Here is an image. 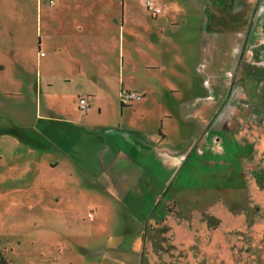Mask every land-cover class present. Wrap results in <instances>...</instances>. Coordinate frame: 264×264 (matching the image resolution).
Returning a JSON list of instances; mask_svg holds the SVG:
<instances>
[{"label":"rangeland","instance_id":"374dc122","mask_svg":"<svg viewBox=\"0 0 264 264\" xmlns=\"http://www.w3.org/2000/svg\"><path fill=\"white\" fill-rule=\"evenodd\" d=\"M56 1L0 0V21L9 16L0 29V248L12 264H41L44 247L56 250L58 264H69L73 250L87 264H264V0H171L200 13L203 3L214 14L219 7L213 20L206 13L216 22L215 83L198 71L203 54L192 59L200 17L184 8L168 26L187 27L179 32L192 72L169 61L124 79L91 76L82 89L81 77L62 76L73 63L46 26ZM134 6L151 17L143 3ZM151 48L142 42V55ZM140 83L147 93L122 107L121 88L143 92ZM89 89L97 100L81 110ZM70 118L77 124L63 122ZM45 125L52 149L43 161L46 150L24 135ZM77 125L81 143L70 132ZM115 184L120 201L105 189ZM119 184L129 187L125 197ZM141 211L147 244L137 249L140 220L129 217Z\"/></svg>","mask_w":264,"mask_h":264},{"label":"crops","instance_id":"0c3cea01","mask_svg":"<svg viewBox=\"0 0 264 264\" xmlns=\"http://www.w3.org/2000/svg\"><path fill=\"white\" fill-rule=\"evenodd\" d=\"M160 7H162L163 11L158 15H152L151 17L147 16L144 19L140 18L141 10L137 9L135 4L142 3L145 5L144 0H62L61 5L58 8L52 9V22L46 23L47 29L54 33L57 38V43L54 42V45L57 44L56 52L64 53L68 56V60L73 63V68H70V63L67 65V73L65 71L62 73V76H66V82L71 83L72 78L81 77V80L78 84V88H86L87 81L91 76L100 78V77H109L116 72H119L120 75L128 70L131 72H140L145 73L148 71L158 70L163 67H166L167 62L173 61L176 64V68L180 73H188L192 72L193 69L187 66L188 61V46L186 37L181 40L180 30H187L186 28H169L170 17L178 13L180 10L184 12V8L190 9L187 5L183 8L179 6L178 3L171 0H156ZM57 2V1H56ZM56 4V3H55ZM54 4V5H55ZM146 6V5H145ZM191 16L194 18L200 17L199 25L195 23L193 31L199 33V37L195 38V50L196 53L192 54V59L196 58L198 55H202L200 57V64L202 69H199V72H207L205 75L213 78L216 82V66L209 65V62L216 61V22L211 24L208 22V18L213 20L216 18V13L219 11V7L213 6L215 14L209 8L205 7V3L202 6V12L198 11V8L192 4H189ZM147 9V8H146ZM0 10L2 8L0 7ZM143 11H145L143 7ZM146 12V11H145ZM182 12V13H183ZM209 17L207 18V14ZM235 13V12H234ZM242 14V12H236ZM9 17V16H8ZM7 15L3 16V20L0 21V29H4V25L7 23L8 19ZM175 22V21H173ZM233 20L230 19L229 26L230 29L236 28L237 24L233 23ZM10 24V22H9ZM174 26V24H171ZM242 25H245L243 23ZM128 34V38H127ZM205 36V37H204ZM219 37V35L217 36ZM127 38V40H126ZM252 36L248 35L244 44L248 45V42L252 40ZM142 42H148L152 45L151 51L142 55L141 45ZM260 42V40L258 41ZM255 40V43H258ZM253 44V45H254ZM263 44V43H262ZM199 53V54H198ZM252 53V52H251ZM206 56V57H205ZM58 58V56L56 55ZM60 58V57H59ZM160 60L158 62L157 60ZM207 62V69H204V65ZM3 59V58H2ZM163 62V63H162ZM203 62V63H202ZM216 64V62H215ZM7 65L3 66L5 68ZM233 67H230V71ZM75 71L82 74H76ZM50 78L55 77L53 74H49ZM122 79V80H123ZM49 83H54L51 79ZM155 84V83H154ZM155 87V86H154ZM100 91L101 87H97ZM137 89V88H133ZM140 89H143V93H147L149 88L140 83ZM88 95H90V99L88 96H79L88 98V109L91 107L92 103H95L97 98L94 95L93 90H87ZM93 95V96H92ZM93 101L91 100V98ZM79 102V100H78ZM63 122H69L72 124H77V120L70 118ZM45 130H43L39 135L31 136V139L28 135H24L26 140H31L36 144L33 146V149H45L44 154L40 156V158L45 161L46 155L51 152L48 132L51 133V130L48 129L49 126L45 125ZM78 127V125H77ZM74 126L70 132L73 137H79L78 142L85 141L82 139L83 136H80L79 127ZM45 133L47 135H45ZM160 133V132H159ZM84 134V133H83ZM161 134V133H160ZM87 135V134H85ZM165 137L163 134H161ZM160 135V136H161ZM14 136V135H13ZM18 135H15V138L22 142ZM56 137V136H55ZM76 143L73 145L76 149ZM96 157V152L92 151ZM98 158V157H97ZM54 166L58 165V160L55 162H51ZM114 186L108 187L106 185V190H111L112 194L115 196V191L118 189V184ZM125 190L123 194L124 197L128 194L129 187H125L122 184H119V189ZM92 189V188H88ZM117 199L114 201H120L118 196H115ZM125 199V198H124ZM133 201V204H129L128 206H136L139 208V202ZM95 205L100 208L102 207V213L105 216L107 209L103 207V205L95 203ZM110 207V205H107ZM138 211V210H137ZM99 212V211H98ZM90 214V213H88ZM95 215V213H94ZM94 215L90 217H95ZM146 219V213L141 211L140 215L135 218L134 216H130V221L140 220V226L138 231V240L136 241L137 249L140 246H145L147 243L144 241L147 238V233L144 231V221ZM152 219L149 220V222ZM148 232V229H146ZM73 234V233H72ZM71 234V235H72ZM58 237V234H56ZM121 235L119 238H123ZM142 242V243H141ZM48 248V249H46ZM142 249V248H141ZM80 253L79 250H73L71 255L69 256V264H87L83 261V255L80 254L82 262L79 263L77 261L79 256H76ZM103 255L107 254L106 251L102 252ZM45 254L47 255V260L45 259ZM59 254L62 256V250L59 251ZM42 263L41 264H58L56 260V250L50 249L49 247H44L40 251ZM64 257V256H63ZM49 260V261H48ZM32 264H40L34 262ZM93 264V263H92Z\"/></svg>","mask_w":264,"mask_h":264},{"label":"trees","instance_id":"16d2710c","mask_svg":"<svg viewBox=\"0 0 264 264\" xmlns=\"http://www.w3.org/2000/svg\"><path fill=\"white\" fill-rule=\"evenodd\" d=\"M157 2V1H156ZM49 3L51 4V5H54L55 3H56V0H49ZM157 6H159V4L157 3ZM160 7V6H159ZM161 9H162V7H160ZM159 14V13H158ZM157 14V15H158ZM125 92H127V93H130V94H134L135 93V96H137V97H135V98H133L132 100H134V99H138V98H141V97H143V95H144V93L143 92H141V91H139V90H137V89H129V88H127V89H124V87H122L121 88V106L122 107H125L126 106V104L125 103H127V102H130V101H132V100H129V101H126L125 100V98H124V93ZM81 98H85V97H80L79 98V107L81 108V106H80V99ZM87 99V98H86ZM87 101H88V99H87ZM88 107H89V105H88ZM81 110H85V109H82L81 108ZM117 190V189H116ZM116 192V191H115ZM93 214H89V216H92ZM147 228V227H146ZM7 253H8V251H7V249H3V248H0V264H12V261L9 259V257L7 256Z\"/></svg>","mask_w":264,"mask_h":264},{"label":"built area","instance_id":"2783aa9c","mask_svg":"<svg viewBox=\"0 0 264 264\" xmlns=\"http://www.w3.org/2000/svg\"><path fill=\"white\" fill-rule=\"evenodd\" d=\"M144 1H145V5L147 6V8L154 14H156V12L160 13L162 11V9L159 6H157L156 0H144ZM135 97H137L135 96V93L134 94H130L127 92L124 93V98L126 101L132 100ZM80 106L82 109L88 108V101L86 98L80 99Z\"/></svg>","mask_w":264,"mask_h":264}]
</instances>
